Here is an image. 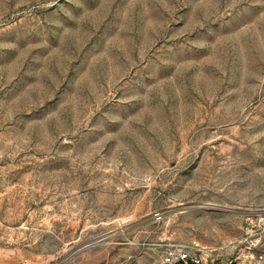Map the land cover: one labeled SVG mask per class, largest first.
Segmentation results:
<instances>
[{
	"label": "rangeland",
	"instance_id": "374dc122",
	"mask_svg": "<svg viewBox=\"0 0 264 264\" xmlns=\"http://www.w3.org/2000/svg\"><path fill=\"white\" fill-rule=\"evenodd\" d=\"M257 264L264 0H0V264Z\"/></svg>",
	"mask_w": 264,
	"mask_h": 264
},
{
	"label": "built area",
	"instance_id": "2783aa9c",
	"mask_svg": "<svg viewBox=\"0 0 264 264\" xmlns=\"http://www.w3.org/2000/svg\"><path fill=\"white\" fill-rule=\"evenodd\" d=\"M175 254L177 255V260L182 264H201V259L197 256H191L184 246H176L173 250H170L167 262H172ZM257 264H264V256L262 254L259 255Z\"/></svg>",
	"mask_w": 264,
	"mask_h": 264
}]
</instances>
